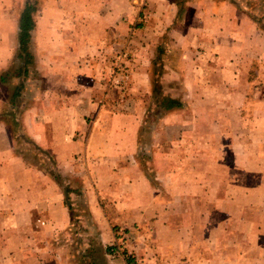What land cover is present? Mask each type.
<instances>
[{
	"label": "crops",
	"instance_id": "1",
	"mask_svg": "<svg viewBox=\"0 0 264 264\" xmlns=\"http://www.w3.org/2000/svg\"><path fill=\"white\" fill-rule=\"evenodd\" d=\"M34 5L20 131L0 120V264H122L109 228L146 225L177 264H247L233 237L252 224L264 264V222L241 216L264 214L244 207L264 199V16L235 0Z\"/></svg>",
	"mask_w": 264,
	"mask_h": 264
},
{
	"label": "rangeland",
	"instance_id": "2",
	"mask_svg": "<svg viewBox=\"0 0 264 264\" xmlns=\"http://www.w3.org/2000/svg\"><path fill=\"white\" fill-rule=\"evenodd\" d=\"M131 1V0H130ZM183 1V0H181ZM237 2L242 1L243 6L247 8V10H251L252 13L257 14L258 16H264V0H235ZM38 0H9L8 5L0 4V61L3 58L5 60V66L3 69H0V97L3 100V107L0 108V120H4L5 124L9 130L19 132L20 128V85L22 90L28 86V81L32 80L33 77V55L31 54V43L30 39L28 42V52L25 54L23 51L20 50L19 46V18L27 5L31 6V16L33 19V13L35 11L36 5ZM135 3V2H134ZM37 8H39L37 6ZM80 10L79 6H74ZM144 8V6H143ZM141 11V10H140ZM123 22H127L125 17H122ZM139 18L136 21H133L131 26L128 28V32L134 30V26L139 25ZM75 25L78 23L74 22ZM262 26H264V22H261ZM93 23L92 21L88 22V27L91 26ZM129 25V24H128ZM133 27V28H132ZM34 28V25H33ZM132 28V29H131ZM140 28V27H139ZM138 30V29H137ZM32 31V30H31ZM1 34H3L1 36ZM31 36V32H30ZM124 40H122V47L124 49L128 48L129 42H127L126 37L124 35ZM1 47L5 50L1 52ZM122 49V51L124 50ZM6 52L8 54H6ZM118 58V57H117ZM126 58V55H122L121 59L118 60L116 66L119 68V72L121 76L126 73L125 71V62L122 60ZM8 65V66H7ZM7 66V67H6ZM25 72V74L23 73ZM125 71V72H124ZM24 75L23 82H20V75ZM156 79L158 78L155 76ZM36 79V77H35ZM125 78L122 80L116 81L115 83L119 84L121 88L122 84L125 85ZM34 84V83H31ZM123 89H121V92ZM124 93V92H122ZM11 140L16 141V145L18 146V152L20 151V135H12L10 134ZM27 154H30L27 152ZM28 155H26L27 157ZM255 197V198H254ZM251 197L248 201V204H245L244 207L251 206V205H264V199L257 198L254 196ZM78 203V202H77ZM75 208V206H73ZM244 213L241 216L248 218L247 221L252 222H264V214L259 215L255 213V211H251V209L242 208ZM240 216V214L236 215V217ZM234 218V217H233ZM237 219V218H234ZM234 225V224H233ZM113 226L110 227L109 233L111 231V238L109 239L110 244H107L108 254L113 256L114 259H121L123 264V260H127L128 264H177V260H172L174 257L173 253H175V247L172 248L173 250H168L159 245L158 243H154L156 245H147L145 241L151 242V236H154V230H151L148 225H146V229L140 227H136L134 230H129L127 227H118ZM255 226L252 224L249 226L247 230H240L235 237H233L234 248L233 254L234 258L239 251H244L247 256V264H262L258 262L256 251L257 247L254 245L256 239L258 237V231L254 228ZM233 233H236L234 230ZM241 233V235L239 234ZM99 236L101 235L98 232ZM261 236L264 238V230L261 233ZM91 237V236H90ZM242 237V238H241ZM93 240V239H92ZM108 241V240H107ZM242 245L240 246V242ZM246 241V242H245ZM264 241V239H263ZM158 245V246H157ZM264 245V244H263ZM90 249L96 251L97 253L103 252L100 247L97 246H90ZM105 248V247H104ZM103 248V249H104ZM242 249V250H240ZM260 253V252H259ZM176 257V256H175ZM151 260V261H150ZM245 261L238 262L237 264H244Z\"/></svg>",
	"mask_w": 264,
	"mask_h": 264
},
{
	"label": "trees",
	"instance_id": "3",
	"mask_svg": "<svg viewBox=\"0 0 264 264\" xmlns=\"http://www.w3.org/2000/svg\"><path fill=\"white\" fill-rule=\"evenodd\" d=\"M34 21L31 16V6L27 5L24 10L22 11L20 18H19V46L20 50L23 51L25 54L28 52V42L30 39V32L33 29ZM174 101L173 99H167V106L170 107V103Z\"/></svg>",
	"mask_w": 264,
	"mask_h": 264
}]
</instances>
